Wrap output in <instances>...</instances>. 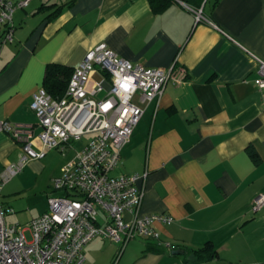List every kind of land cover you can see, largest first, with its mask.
<instances>
[{"label": "crops", "instance_id": "crops-1", "mask_svg": "<svg viewBox=\"0 0 264 264\" xmlns=\"http://www.w3.org/2000/svg\"><path fill=\"white\" fill-rule=\"evenodd\" d=\"M161 1L29 0L15 9L13 40L0 44V119L35 124L30 102L47 64L74 68L99 43L132 63L172 69L122 148L119 171L146 172L141 212L173 220L155 222L158 238L127 244L118 259V245L96 237L84 247V264H264V206L252 210L264 194V87L254 83L256 57L264 60V0H168L155 8ZM189 7H202L218 28L196 22ZM86 142L54 149L60 157L48 173L45 203L21 224L47 209L52 179ZM32 146H41L36 137ZM49 150L30 159L1 196H36ZM20 152L0 132V173ZM0 200L13 209L5 220L29 209L28 201ZM207 241L217 258L199 262L184 251Z\"/></svg>", "mask_w": 264, "mask_h": 264}, {"label": "built area", "instance_id": "built-area-1", "mask_svg": "<svg viewBox=\"0 0 264 264\" xmlns=\"http://www.w3.org/2000/svg\"><path fill=\"white\" fill-rule=\"evenodd\" d=\"M29 0H0V44L13 40V12ZM196 22L213 24L202 7H189ZM254 83L264 87V60L257 58ZM134 87L126 88V78ZM173 79L172 69L147 67L118 56L105 43L88 49L73 68L65 93L53 98L43 86L32 93L35 124L0 119V132L19 143L20 155L0 173L4 184L30 159L46 149L64 152L74 140L93 136L61 168L51 181L47 209L25 224L7 223L12 208L0 203V264H84V247L100 237L118 245V259L133 239H157L155 222L169 224L165 213L141 212L144 173L113 175L122 161L121 150L129 141L145 106ZM121 81L122 83H118ZM35 127L38 134L33 135ZM36 137L40 148L32 146ZM264 206V194L255 197L252 210ZM29 232V238L26 236Z\"/></svg>", "mask_w": 264, "mask_h": 264}, {"label": "rangeland", "instance_id": "rangeland-1", "mask_svg": "<svg viewBox=\"0 0 264 264\" xmlns=\"http://www.w3.org/2000/svg\"><path fill=\"white\" fill-rule=\"evenodd\" d=\"M92 136H93V134H85V135L81 136L80 138H78L77 140H74L73 143L75 144V147L79 148L80 144L88 141ZM46 152H47L46 156L41 159L42 162H43V164L45 165L44 170L42 171L43 173L40 176H38V177L36 176L37 181H39V184H40L39 185V189L41 190L40 192L36 191V193H37L36 196H32V194H30V196L28 198V196H27L26 193L16 194L15 196H14L13 193H7V195H2L1 196L0 199H2V200H5V198L8 197V198H11V199L15 200L16 202L18 201L16 204H19V202L22 201V202H20L19 206H25V202L24 201H28L27 206H29V209L27 208V209H23V210H20V211H15L12 214H8L6 216V220L7 221H19L20 223H24L25 220H23V218L29 216L31 211L32 212H36V211L40 210L42 208L43 204L45 203L44 202L45 196L42 193H44V189H46L48 187V185H47L48 182H49V180H48V173H50L54 169V167H56L58 165L59 157H60V155L55 150L54 151H52V150L50 151L49 150V151H46ZM119 167H120V164L111 173L113 175H116L118 173H121L119 171ZM19 172H21V171H19ZM22 172H24V171H22ZM14 176L15 175H13L7 181V183L9 181H11V179ZM26 178L28 180L27 183L29 185H30V181L31 182H34V177L32 176L31 172H29L27 170H26ZM51 189H52V187H51ZM36 190H38V187L36 188ZM53 192L55 194H59L60 193V191H53ZM0 203H1V200H0ZM11 206L14 209L15 208H18L16 205H13V204ZM25 234H26L27 238H29V232L26 231ZM104 240H106L109 243L115 244L114 242H112V241H110L108 239H104ZM133 241H135V242H137V241L138 242H143L144 240L142 238H136V239L130 240L127 244L129 245Z\"/></svg>", "mask_w": 264, "mask_h": 264}, {"label": "trees", "instance_id": "trees-1", "mask_svg": "<svg viewBox=\"0 0 264 264\" xmlns=\"http://www.w3.org/2000/svg\"><path fill=\"white\" fill-rule=\"evenodd\" d=\"M153 3V0H150ZM168 0H162L159 4H154L155 8H161ZM73 68L68 66L49 63L45 69L43 87L53 97L60 98L64 95L68 81L70 79ZM250 152L253 153L252 149ZM185 252L191 253L195 261H207L218 257V252L214 245L207 241L203 246L196 249H185Z\"/></svg>", "mask_w": 264, "mask_h": 264}, {"label": "clouds", "instance_id": "clouds-1", "mask_svg": "<svg viewBox=\"0 0 264 264\" xmlns=\"http://www.w3.org/2000/svg\"><path fill=\"white\" fill-rule=\"evenodd\" d=\"M126 79H127V83L126 84H123V82H121V81H117V82L118 83H122L123 86L126 87V88H132V87H134V84H133L131 78L129 77V78H126Z\"/></svg>", "mask_w": 264, "mask_h": 264}]
</instances>
